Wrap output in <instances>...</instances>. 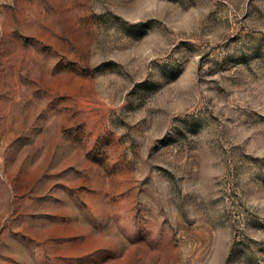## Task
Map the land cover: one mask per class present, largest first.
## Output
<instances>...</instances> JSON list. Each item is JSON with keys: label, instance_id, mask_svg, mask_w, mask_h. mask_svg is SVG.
Listing matches in <instances>:
<instances>
[{"label": "rangeland", "instance_id": "obj_1", "mask_svg": "<svg viewBox=\"0 0 264 264\" xmlns=\"http://www.w3.org/2000/svg\"><path fill=\"white\" fill-rule=\"evenodd\" d=\"M0 264H264V0H0Z\"/></svg>", "mask_w": 264, "mask_h": 264}]
</instances>
